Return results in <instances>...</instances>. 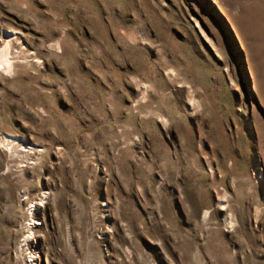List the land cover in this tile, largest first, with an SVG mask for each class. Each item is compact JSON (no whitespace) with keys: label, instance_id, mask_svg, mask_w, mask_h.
Returning a JSON list of instances; mask_svg holds the SVG:
<instances>
[{"label":"rangeland","instance_id":"obj_1","mask_svg":"<svg viewBox=\"0 0 264 264\" xmlns=\"http://www.w3.org/2000/svg\"><path fill=\"white\" fill-rule=\"evenodd\" d=\"M0 264H264V0H0Z\"/></svg>","mask_w":264,"mask_h":264}]
</instances>
